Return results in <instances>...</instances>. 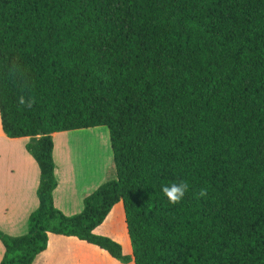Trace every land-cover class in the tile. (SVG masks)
Segmentation results:
<instances>
[{"label": "trees", "instance_id": "16d2710c", "mask_svg": "<svg viewBox=\"0 0 264 264\" xmlns=\"http://www.w3.org/2000/svg\"><path fill=\"white\" fill-rule=\"evenodd\" d=\"M0 114L41 169L0 264H33L50 233L125 263L264 264V0H0ZM98 126L117 177L68 216L52 134ZM120 201L131 254L95 232Z\"/></svg>", "mask_w": 264, "mask_h": 264}, {"label": "crops", "instance_id": "0c3cea01", "mask_svg": "<svg viewBox=\"0 0 264 264\" xmlns=\"http://www.w3.org/2000/svg\"><path fill=\"white\" fill-rule=\"evenodd\" d=\"M83 130L86 129L52 134L58 179L54 202L68 216L82 212L85 198L106 182H98L95 186L91 181L88 185L78 184L74 182L71 171L64 166L65 148L71 146ZM30 140V137L7 136L0 114V229L12 236H21L28 232L29 217L39 206L37 190L41 180V169L27 150ZM73 173L78 179L75 172ZM121 202L113 207L107 219L95 229V232L109 220ZM5 250L4 244L0 241V262ZM124 252L127 253L125 249ZM33 264H135V262L133 260L125 263L107 250L78 237L50 233L48 248L37 256Z\"/></svg>", "mask_w": 264, "mask_h": 264}, {"label": "rangeland", "instance_id": "374dc122", "mask_svg": "<svg viewBox=\"0 0 264 264\" xmlns=\"http://www.w3.org/2000/svg\"><path fill=\"white\" fill-rule=\"evenodd\" d=\"M79 137L65 148L64 166L78 184L95 186L98 182L116 179L110 131L107 126H98L81 131ZM75 175L78 177L76 179ZM118 240L128 254L133 251L132 240L126 223L123 201L116 207L109 220L96 231Z\"/></svg>", "mask_w": 264, "mask_h": 264}, {"label": "clouds", "instance_id": "9594fccd", "mask_svg": "<svg viewBox=\"0 0 264 264\" xmlns=\"http://www.w3.org/2000/svg\"><path fill=\"white\" fill-rule=\"evenodd\" d=\"M23 102H24L23 98H21V103ZM187 190H188L187 183H173L170 185H164L162 186L161 189V191L168 198L170 203L180 202L184 198ZM200 195L201 196L205 195V192L202 190Z\"/></svg>", "mask_w": 264, "mask_h": 264}]
</instances>
